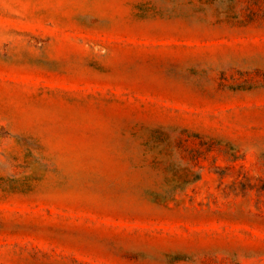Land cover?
Instances as JSON below:
<instances>
[{"label":"rangeland","instance_id":"1","mask_svg":"<svg viewBox=\"0 0 264 264\" xmlns=\"http://www.w3.org/2000/svg\"><path fill=\"white\" fill-rule=\"evenodd\" d=\"M0 264H264V0H0Z\"/></svg>","mask_w":264,"mask_h":264}]
</instances>
